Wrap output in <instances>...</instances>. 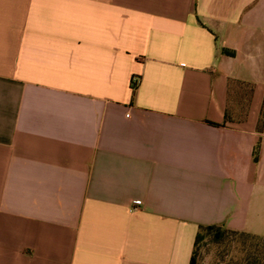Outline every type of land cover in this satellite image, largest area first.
<instances>
[{
    "label": "crops",
    "instance_id": "crops-1",
    "mask_svg": "<svg viewBox=\"0 0 264 264\" xmlns=\"http://www.w3.org/2000/svg\"><path fill=\"white\" fill-rule=\"evenodd\" d=\"M263 106L264 0H0V264L264 237Z\"/></svg>",
    "mask_w": 264,
    "mask_h": 264
},
{
    "label": "trees",
    "instance_id": "trees-1",
    "mask_svg": "<svg viewBox=\"0 0 264 264\" xmlns=\"http://www.w3.org/2000/svg\"><path fill=\"white\" fill-rule=\"evenodd\" d=\"M227 55H233L229 51H224ZM264 124V106L262 109L259 130ZM257 160V156H256ZM208 245L225 249V253L230 255L226 260V255L221 256L218 263L224 264H264V237L251 235L245 232L229 230L221 226H202L196 236L194 249L190 264H201L204 250Z\"/></svg>",
    "mask_w": 264,
    "mask_h": 264
},
{
    "label": "rangeland",
    "instance_id": "rangeland-1",
    "mask_svg": "<svg viewBox=\"0 0 264 264\" xmlns=\"http://www.w3.org/2000/svg\"><path fill=\"white\" fill-rule=\"evenodd\" d=\"M218 255H226V260L230 258V255L225 253V249L217 248L213 245H208L204 250L203 259L201 264H220L218 260L221 259V256L217 258ZM221 264H224L223 262Z\"/></svg>",
    "mask_w": 264,
    "mask_h": 264
},
{
    "label": "built area",
    "instance_id": "built-area-1",
    "mask_svg": "<svg viewBox=\"0 0 264 264\" xmlns=\"http://www.w3.org/2000/svg\"><path fill=\"white\" fill-rule=\"evenodd\" d=\"M137 84H138V80L134 79V85H137Z\"/></svg>",
    "mask_w": 264,
    "mask_h": 264
}]
</instances>
